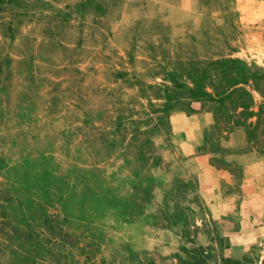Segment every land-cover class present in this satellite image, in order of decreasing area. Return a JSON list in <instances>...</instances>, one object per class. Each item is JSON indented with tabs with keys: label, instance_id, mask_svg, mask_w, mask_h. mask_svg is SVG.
<instances>
[{
	"label": "rangeland",
	"instance_id": "1",
	"mask_svg": "<svg viewBox=\"0 0 264 264\" xmlns=\"http://www.w3.org/2000/svg\"><path fill=\"white\" fill-rule=\"evenodd\" d=\"M223 56L264 69V0H0V264H195L203 247L264 264V153L232 171L202 149L211 114L159 118L172 72L193 85Z\"/></svg>",
	"mask_w": 264,
	"mask_h": 264
},
{
	"label": "trees",
	"instance_id": "2",
	"mask_svg": "<svg viewBox=\"0 0 264 264\" xmlns=\"http://www.w3.org/2000/svg\"><path fill=\"white\" fill-rule=\"evenodd\" d=\"M198 65L186 75L193 85L179 84L176 73H171L173 84L162 89L166 109L161 110L165 113L159 118L163 120L168 115V108L174 107L188 113L211 114L212 123L206 129L202 149L210 154L214 164L224 165L232 171L241 170L240 162L230 160L231 156L251 151L264 153V69L226 56ZM255 90L263 98L260 101ZM237 128L245 129V141L227 146L230 134ZM185 251L195 259V264H212L208 262L209 254L204 247L200 251ZM214 264L255 263L244 254L242 257H224Z\"/></svg>",
	"mask_w": 264,
	"mask_h": 264
}]
</instances>
